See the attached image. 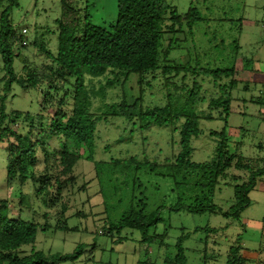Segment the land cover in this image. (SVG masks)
<instances>
[{
    "label": "rangeland",
    "instance_id": "1",
    "mask_svg": "<svg viewBox=\"0 0 264 264\" xmlns=\"http://www.w3.org/2000/svg\"><path fill=\"white\" fill-rule=\"evenodd\" d=\"M253 1L164 0L181 16L193 6L201 18L192 26L191 33L185 24L182 25V33L176 35L173 41L176 48L170 54L172 59L184 63L187 59L185 55H188L192 59V66L195 62L200 68L226 69L232 66L237 54L239 57L232 77L236 85L231 90H225L230 94L227 120H223L224 114L221 111L212 112L210 120H200L199 130L202 134L191 142V161L194 163L208 162L214 157L218 138L212 133L222 130L226 134L225 146L229 154L258 162L255 170H258L264 159V0L254 4ZM16 3L17 6L10 11L12 27L17 34L21 35L22 29H26L27 34L24 37L25 45L15 44L13 48L17 56L14 66L16 72L24 76V69L36 71L49 63L44 51L55 54L57 20L62 10L60 0H16ZM7 5L4 1L1 9ZM70 7L78 12L76 17L81 25L84 17L88 18L90 24L103 28L116 21V0H70ZM168 38L170 36L165 37L164 48ZM106 78L86 82V88L91 93L95 92L90 108L95 116L100 115L104 105L118 104L123 96L129 98L137 91L132 80L135 76H131L124 85L121 82L114 83L112 87L104 89L103 96L98 95L97 90L104 85ZM147 79L150 84L144 86L145 107L164 105L167 89L178 96L175 97L178 108L185 106L184 94L178 89L165 86L160 74L154 80L151 76ZM193 79L201 86L198 95L202 99L193 110L197 109L195 112L198 115H207L209 99L222 95L220 88L229 79L213 81L209 76L188 75L185 80L180 77L175 79L174 87L185 85L190 88ZM1 85L0 80V88ZM42 85L47 87L45 82ZM59 99H64L62 92H59L55 101ZM171 100L174 102L173 98ZM41 103L40 90H25L14 86L7 94L4 105L6 112L17 109L40 114L43 118L40 121L46 127L54 106L51 104L45 110L41 109ZM178 127L179 124L175 125V129L153 125L140 128L136 120L127 122L123 118H103L96 124L93 133V161L80 159L73 168L74 183L64 185L57 199L49 201L47 207L43 198L37 196L38 184L26 182L20 185L17 179L9 182L6 176L7 153L5 144H1L0 200L9 203L10 218L39 225L34 250L46 255L67 254L77 245H84L76 261L60 264H163L166 258L174 257L176 240L186 233H189L183 241L186 264H226L227 258L231 257V246L239 247L237 255L248 259L246 264H264V200L258 199L264 198V174L258 178L250 193V204L241 213L239 221L207 213L192 215L170 210L179 199L189 204L194 196L202 192L196 183L199 172L181 171L171 175L160 173L165 168L162 166L174 163L179 152ZM15 129V126L12 127V130ZM47 146L50 163H53L52 152L58 148L57 139L54 137L47 140ZM83 150L82 146L79 152L84 156ZM37 156L38 163L31 171L39 172L43 169L40 151ZM129 158L138 162H154L162 169L157 173L158 170L152 172L135 163L124 164ZM246 182V174L231 167L215 189L211 202L227 209L233 203L232 186ZM84 183H87L86 189ZM141 202L145 203V213L162 207L161 221L147 232L148 238L154 235L149 241H141L142 234L129 229H123L119 234H99L100 231L106 232L109 223L117 222L131 207L139 209ZM43 213L45 216H42ZM45 222L48 228L40 230ZM64 224L67 231L57 230ZM205 227L218 229L219 232L206 235L203 230ZM195 229L200 230L194 232ZM117 239H121L119 244L114 243ZM161 240L162 246L159 244ZM30 249L31 246H23L24 255Z\"/></svg>",
    "mask_w": 264,
    "mask_h": 264
},
{
    "label": "trees",
    "instance_id": "2",
    "mask_svg": "<svg viewBox=\"0 0 264 264\" xmlns=\"http://www.w3.org/2000/svg\"><path fill=\"white\" fill-rule=\"evenodd\" d=\"M4 1L8 5L1 9ZM60 4L62 11L57 20L55 54L39 47L44 51L49 63L36 71L24 69L25 74L22 76L15 70L14 62L17 56L13 48L15 44L20 45L24 38L16 33L10 20V11L17 6V3L16 0H0V72H2L0 145L5 144L6 176L9 182L17 179L20 185L26 182L38 184L37 196L43 198L47 207L49 201L53 202L57 199L56 196L60 194L64 185L74 183L75 178L72 173L75 164L82 158L93 161V133L96 124L103 118H123L127 122L136 120L140 128L153 125L175 129V125L179 124L177 129L179 152L174 163L162 166L165 167L163 172L159 171L162 169L161 166L145 160L138 162L134 158H129L124 164L135 163L138 167H146L152 172L158 170L157 173L165 172L166 175L181 171L199 172V180L196 183L201 187V194L194 196L189 204H184L179 199L170 210L184 211L192 215L207 213L239 221L241 213L250 204L249 193L254 189L258 178L264 174V159L258 170H255L258 162L244 159L240 155L235 157L229 154L225 146L226 134L222 130L219 133H212L218 138L214 157L200 164L191 161L193 152L191 142L202 134L199 130L200 120H210L214 111H221L224 114L223 120L225 122L227 120L230 94L225 90L226 88L231 90L236 85L232 77L235 73L236 60L239 58L238 54L232 66L226 69L200 68L195 62L192 66L190 65L192 59L188 55H185L187 59L184 63L176 62L170 57L172 49L176 48L173 46V41L176 40V35L182 33V25L185 24L188 32L191 33L192 26L201 20L198 10L193 6L181 16L164 0H116V21L103 28L90 24L87 17L83 18L84 23L81 25L76 17L78 12L70 7V0H60ZM166 36H170V39H167L164 48ZM235 47L237 49L239 45ZM159 74L165 86L178 89L184 94L185 106L178 108L175 100L178 96L170 93L168 89L164 105L153 108L143 105L144 86L150 84L147 77L151 76L154 80ZM188 75L209 76L213 81L229 79L228 83L220 88L222 95L209 99L207 115L199 112L198 115L195 112L197 109L193 110L194 106L197 108L202 101L198 95L201 86L196 79H193L190 88L185 85L181 88L174 87L175 79L180 77L185 80ZM106 76V82L97 90L98 95L103 96L104 89L112 87L114 83L121 82L120 84L124 85L131 76H135L132 80L137 86V91L129 98L123 96L118 104L104 105L100 115L95 116L90 111L91 99L95 96V92L91 93L86 88V82ZM42 82H45L47 87L44 88ZM14 86L25 90H40L41 109L46 110L51 104L54 106L46 127L45 123L40 121L43 119L40 114L35 115L17 109L5 111L7 94ZM59 92L63 93L64 99L55 101ZM14 126L16 129L12 130ZM54 137L58 141V148L53 150V163H50V156L46 150L47 140ZM82 146L84 156L79 152ZM38 151L42 155L43 169L39 172L31 171L38 163ZM231 167L245 173L247 182L232 186L233 203L224 210L213 204L211 199L214 197L215 189L225 178L226 171ZM233 180L236 181L235 178ZM86 186L87 183H84V189ZM139 206V209L131 207L117 222L109 223L106 232L100 231L99 234L111 235L113 232L119 234L121 230L129 229L139 231L142 234L141 241H149L154 235L148 238L147 232L161 221L162 207L145 213V203L141 202ZM9 212V203L0 200V264H60L78 259L84 247L81 244L67 254L46 255L34 250L33 244L39 225L19 218H10ZM42 216H45V213ZM41 227L40 230L47 229V222ZM60 228L58 227L57 230L67 229L65 224ZM197 230L200 229H195L194 232ZM203 230L206 235H215L219 232L218 229L208 227ZM188 236L189 233H186L176 240L174 257L166 258L163 264L187 263L183 241ZM120 242L121 239L114 241L116 244ZM159 244L162 246L163 240ZM23 246H31L29 253L24 255ZM238 250V246L229 248L231 257L227 258L226 264L247 263L248 259L237 255Z\"/></svg>",
    "mask_w": 264,
    "mask_h": 264
},
{
    "label": "built area",
    "instance_id": "3",
    "mask_svg": "<svg viewBox=\"0 0 264 264\" xmlns=\"http://www.w3.org/2000/svg\"><path fill=\"white\" fill-rule=\"evenodd\" d=\"M25 34H27L26 29H22L21 30V35L23 36V38L25 37ZM21 44L25 45V40L23 39V41L21 42Z\"/></svg>",
    "mask_w": 264,
    "mask_h": 264
},
{
    "label": "crops",
    "instance_id": "4",
    "mask_svg": "<svg viewBox=\"0 0 264 264\" xmlns=\"http://www.w3.org/2000/svg\"><path fill=\"white\" fill-rule=\"evenodd\" d=\"M257 1H258V0H254V1H253V4L256 3ZM244 36L246 37L247 34L244 35ZM255 70H256V68H255ZM251 192H252V191H251ZM251 192H250V193H251ZM250 193H249V195H248V196H249V199H251V198H250V197H251V194H250ZM257 198H258V196H257ZM258 199H259L260 201H261V200H264V198H258ZM241 215H242V214H241Z\"/></svg>",
    "mask_w": 264,
    "mask_h": 264
}]
</instances>
